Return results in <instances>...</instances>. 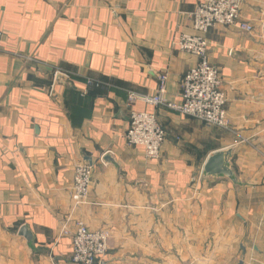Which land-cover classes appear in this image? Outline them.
<instances>
[{"label": "crops", "instance_id": "0c3cea01", "mask_svg": "<svg viewBox=\"0 0 264 264\" xmlns=\"http://www.w3.org/2000/svg\"><path fill=\"white\" fill-rule=\"evenodd\" d=\"M198 1L0 0V264H71L76 221L109 232L98 264H264V0H242L250 33L206 34L228 130L127 106L130 93L153 95L160 73L166 99L180 101L197 58L176 41ZM130 111L165 131L157 160L126 145ZM226 149L236 183L202 177ZM81 163L92 184L74 207Z\"/></svg>", "mask_w": 264, "mask_h": 264}, {"label": "built area", "instance_id": "2783aa9c", "mask_svg": "<svg viewBox=\"0 0 264 264\" xmlns=\"http://www.w3.org/2000/svg\"><path fill=\"white\" fill-rule=\"evenodd\" d=\"M241 7L242 0H199L189 13L192 33H183L176 41L179 51L197 58L196 64L180 79V101L175 103L166 99L167 74L160 73L157 75L155 93L153 95L130 93L127 106L140 101L198 120L208 127L228 130L226 97L221 89L222 82L218 69L208 62L209 45L206 34L216 26H237L241 31L250 33L252 27L241 20ZM1 40L0 31V45ZM124 140L127 146L141 148L146 159L157 160L165 141V131L155 114L130 111ZM92 174V164L81 163L74 168L69 193L74 207L87 202ZM61 232L66 234L65 227ZM109 238L108 231H91L83 223L76 221L71 237L70 263L98 264L107 253Z\"/></svg>", "mask_w": 264, "mask_h": 264}, {"label": "water", "instance_id": "95a60500", "mask_svg": "<svg viewBox=\"0 0 264 264\" xmlns=\"http://www.w3.org/2000/svg\"><path fill=\"white\" fill-rule=\"evenodd\" d=\"M60 76L58 75V78ZM231 157V150L226 149L217 151L208 157L202 170V177L204 178H226L232 183H236L234 174L230 168L229 159ZM19 236L23 237L27 241L32 239L31 233L27 227L23 226L19 229ZM104 264V263H102Z\"/></svg>", "mask_w": 264, "mask_h": 264}]
</instances>
